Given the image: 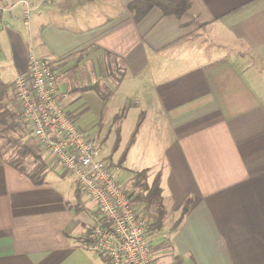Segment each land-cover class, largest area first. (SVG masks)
<instances>
[{
	"label": "crops",
	"instance_id": "obj_1",
	"mask_svg": "<svg viewBox=\"0 0 264 264\" xmlns=\"http://www.w3.org/2000/svg\"><path fill=\"white\" fill-rule=\"evenodd\" d=\"M19 1L0 0L12 7L0 18V80L15 118L28 57L51 60L77 129L109 127L101 158L119 157L117 181L159 174L148 216H164L147 237L158 264H264V0H188L180 17L154 7L139 22L127 9L135 0H27V19ZM45 155L36 184L33 161L19 170L0 153V264H110L83 247L100 221L89 196ZM127 192L134 203L139 190Z\"/></svg>",
	"mask_w": 264,
	"mask_h": 264
},
{
	"label": "built area",
	"instance_id": "obj_2",
	"mask_svg": "<svg viewBox=\"0 0 264 264\" xmlns=\"http://www.w3.org/2000/svg\"><path fill=\"white\" fill-rule=\"evenodd\" d=\"M19 4L21 16L27 19L29 2ZM11 9L0 6V18ZM12 90L19 104L17 118L30 128L35 144L73 177L94 205L100 221L83 247L108 258L110 264H158L147 242L148 215L132 205L129 193L101 158L99 142L80 132L59 105L52 61L30 55L26 71L15 79Z\"/></svg>",
	"mask_w": 264,
	"mask_h": 264
},
{
	"label": "trees",
	"instance_id": "obj_3",
	"mask_svg": "<svg viewBox=\"0 0 264 264\" xmlns=\"http://www.w3.org/2000/svg\"><path fill=\"white\" fill-rule=\"evenodd\" d=\"M158 8L162 11V14L164 16H175L180 17L189 7L188 0H178L176 3L167 2L165 0H135L132 3H130L127 6V9L130 13L133 15V19L135 22H139L140 19L152 8ZM93 88V87H92ZM98 90H100V87H96ZM90 90V89H86ZM8 92V86L4 84L0 80V135H3L6 131H13L20 129V121H14L15 116L13 115L12 111L7 107L5 100ZM111 91H107L105 94L102 95V98H106L109 96ZM125 109L122 110L119 114L115 115L113 118L114 124H118L119 121L124 117ZM143 121V114H140L138 116V121L136 124L135 129L130 135L129 141L124 148V151L121 154L120 162H123L127 150L134 144L136 134L138 132V128L140 124ZM14 133V132H13ZM4 136V135H3ZM17 138V137H16ZM16 138H10L7 141L9 144L8 147L13 149V153L15 154L10 160H8V163L11 165H15L17 168L18 165H16V162L22 158H32L34 162H41V166L36 170H34L31 175L30 179L34 183H40L42 180L41 175V169L43 168V157L41 155V150L38 148L37 145H35L31 139H16ZM16 157V158H15ZM15 159V160H14ZM108 166L109 162H108ZM24 168H19V170H23ZM147 171L143 170L139 173H136L134 175V178L132 180V186L134 188H139L141 191L140 195H135L134 203H143L145 206L146 214L148 215V209L154 207V209L159 208V204L156 201L157 198L161 194V188H160V176L159 174L156 175L153 182L148 185L147 182H145ZM191 205V200L186 199L181 216L179 220L173 225V227H177L183 216L188 212V209ZM164 213L163 211H158L156 213L155 217H152L151 222V228L157 227L159 228L162 224ZM149 217V216H148Z\"/></svg>",
	"mask_w": 264,
	"mask_h": 264
},
{
	"label": "rangeland",
	"instance_id": "obj_4",
	"mask_svg": "<svg viewBox=\"0 0 264 264\" xmlns=\"http://www.w3.org/2000/svg\"><path fill=\"white\" fill-rule=\"evenodd\" d=\"M12 113H13V115L15 116V112H13L12 111ZM95 116H100V115H98L97 113H95ZM95 116H92L91 117V120H90V124H91V126H93V125H95V121H94V119L93 118H97V117H95ZM14 121H20V129H18V130H13V131H6L5 133H3V135H0V153L1 154H3V155H5L7 158H8V160H10L15 154L13 153V149H11V148H9L8 147V143H7V141L6 140H8V139H10V138H16V139H22V140H26V139H31L32 140V142L35 144V142L33 141V139H32V137H31V133H30V128H27V125H25V124H23L22 122H21V120L19 119V118H14ZM112 125H114V126H116V124H114V121L111 123ZM111 125V126H112ZM100 128V127H99ZM103 128V127H102ZM105 129V130H104ZM104 129H102L103 131L102 132H100V134L99 135H96V136H89V135H87L88 136V138H90V139H93V140H96V141H98L99 142V144L100 145H102V144H104V153L105 154H108V153H110V156H111V152H112V147H111V144H108L107 143V141H105L104 142V140H106V139H108V138H111V136H110V134H111V131L109 130V127H106V128H104ZM14 132V133H13ZM36 145V144H35ZM124 151V150H123ZM45 154H47V153H45V152H42L41 151V155H42V157H43V160H46V159H49ZM122 154V153H121ZM16 158V157H15ZM116 159H117V162H119V157L118 158H116V157H114V162L116 161ZM15 160V159H14ZM31 161H33V159L32 158H22V159H20V160H18L17 162H16V165H18V167L19 168H24V169H26V168H28V166L30 167V166H32V164H31ZM106 161V160H105ZM107 162V164H108V161H106ZM116 162V163H117ZM115 163V164H116ZM110 165V163H109V168L111 169V171H112V173H113V175H114V178L116 179V181H117V177H119V175L116 173V171L117 170H119L120 168H118V166L117 165ZM56 165V164H55ZM41 166V162L40 163H38V162H34L33 161V166H32V170H31V168H29V170L31 171V173L36 169H38L39 167ZM130 166H132V167H136L137 168V165H135V166H133V165H130ZM131 167V169L132 170H135V169H133ZM43 168H44V164H43ZM43 168L41 169V172H42V170H43ZM157 175V174H156ZM156 175H151L152 177H150V179L148 180L147 178H148V176H147V174H146V179H145V182H148L147 184L148 185H150L152 182H153V180L155 179V177H156ZM134 178V177H133ZM126 191H128V190H130V189H132V188H134V187H131V183H132V181H129V180H123V181H117ZM130 184H129V183ZM137 190H140L139 188H137ZM140 193H141V191H139V194L138 195H140Z\"/></svg>",
	"mask_w": 264,
	"mask_h": 264
}]
</instances>
